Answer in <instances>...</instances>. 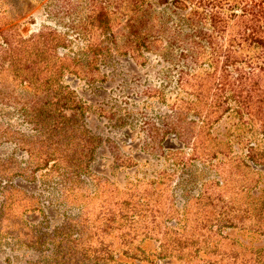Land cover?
I'll list each match as a JSON object with an SVG mask.
<instances>
[{"label": "rangeland", "instance_id": "obj_1", "mask_svg": "<svg viewBox=\"0 0 264 264\" xmlns=\"http://www.w3.org/2000/svg\"><path fill=\"white\" fill-rule=\"evenodd\" d=\"M171 1L146 0V18L159 32L163 49L134 58L111 48L99 55L95 80L66 75L62 85L73 92L71 104L78 108L61 118L49 112L60 108L58 95L46 94L40 102L47 109L46 129L36 130L35 119L22 109L32 101L30 94L21 88L0 93V264H243L242 258L264 254V162L256 165L245 157L251 147L264 156V134L230 102L235 108L203 129L216 138L211 146L220 142L223 154L213 160L196 158L191 140L183 138L189 128L199 131L203 125L202 116L190 109L197 99L195 82L207 73L217 76L221 64L215 69L196 64L193 70L179 60L183 48H193L180 43L190 40L185 20L198 0H187L184 10ZM224 1L223 8L234 3ZM90 2L0 0V32L17 25V32L27 37L55 29L72 41L59 53L73 54L88 41L76 38L72 26L80 29ZM124 20L121 15L114 19L119 36ZM232 23L227 30L235 28ZM198 25L202 33L211 30L206 20ZM217 39L223 47L230 44L227 32ZM232 44L238 60L257 53L246 44ZM253 60L264 62V53ZM180 69L188 73L187 81H178ZM55 120L61 131H55ZM52 147L88 173L75 182L76 177L41 168L43 151ZM220 161L236 164V175L215 168ZM138 199L149 202L139 205ZM125 200L131 202L128 207ZM207 200L218 204L216 212L204 205ZM229 200L239 209L234 213L224 207L217 215L219 205ZM142 208L151 209L153 216H138ZM144 225H156L150 236L139 234ZM184 237L186 244L193 243L182 258L162 257V243Z\"/></svg>", "mask_w": 264, "mask_h": 264}, {"label": "trees", "instance_id": "obj_2", "mask_svg": "<svg viewBox=\"0 0 264 264\" xmlns=\"http://www.w3.org/2000/svg\"><path fill=\"white\" fill-rule=\"evenodd\" d=\"M110 1L93 0L90 2V13L79 25L80 32L75 28L77 26H72L76 31V38L88 40L84 47L73 54L59 53V48H67L72 41L64 33L55 29H41L27 37H22L17 32V25L6 27L0 32V93H5L10 88L13 90L21 88L32 96V101L29 104L24 103L22 109L35 119L36 130L46 129L47 109L46 106L40 105L41 99L46 94L58 95V101L61 102L60 108H50L49 112L56 113L61 118L64 117L63 112L66 110L78 108L71 104L74 103L73 92L67 86L62 85V80L66 75L95 80L98 75V57L100 54L109 53L111 48L119 54H127L134 58L142 56L144 51L163 49V46L159 48L158 44V41L161 42L159 32L154 30V26L146 18V12L150 5L146 0H118L114 4ZM186 1L172 0L171 4L184 10V6L189 7ZM121 2L124 4L121 5ZM224 3L227 4L224 0H198L195 8L189 12L185 20L191 30V33L188 34L190 40H181L180 43L181 46L187 43L193 46V48H183L179 53V60L190 64L193 70L195 67L192 66L196 64L205 63L209 68L213 66L216 68L219 63L221 64L217 76L215 72V74L207 73L205 77L195 82L198 85L195 93L197 99L192 102L193 105L190 109H194L196 114L202 116L203 125L199 131L189 128L183 136L186 142L191 140L190 145H192L196 158H205L206 160H213L223 154V151L220 148V142L211 146L212 141H216V138L211 137L203 129L211 128L214 122L232 108L236 107V111L237 108H240V113H245L248 117L253 118L260 132L264 134V62L263 60H253L254 57L258 58L264 53V0H234V3H230L229 8H223ZM236 10H240V12L236 13ZM116 15L125 17L122 26L125 31L121 32L120 36L113 30ZM202 20L209 23L211 30H208L207 33L197 30L198 24ZM232 21L235 28L227 30ZM97 31L99 33H96ZM226 32L230 44L223 47L217 37L221 35L223 38ZM118 39L121 44H117ZM232 43H236V47L242 43L246 44L257 53L254 56L246 55L238 60L239 56L236 55L239 53L238 49H235V45ZM193 73L190 75L196 77L197 75ZM187 75L188 73L184 69L178 70V81H187ZM197 101L200 102L199 106H196ZM230 102H233L235 107H231ZM190 109L189 106L186 107V110ZM61 118L59 119L61 120ZM53 127L55 131L62 130L58 120H55ZM48 148L42 153L41 168L48 167L51 172H57L60 176H66L65 178L68 179L76 177L75 182L88 173V170H85L82 165L63 160V154L57 147ZM78 153L81 154V152ZM245 157L256 165L264 162L263 154L253 147L248 150ZM229 162H231V158H229ZM214 166L222 174L228 173V175H236V167L238 168L236 164L223 161ZM38 167L36 166V168ZM222 179L224 182L225 178ZM64 185L66 191L69 192L70 187ZM216 186L218 187L219 184L217 183ZM147 202L149 201L145 200L144 203H140L139 199L137 201L139 205H146ZM130 203L129 200L123 201L126 207ZM204 205H209L212 212H216L218 206L217 203L211 205L210 200H207ZM224 207L228 208L227 212L233 211L234 213L239 209L234 208L233 202L229 200L224 205H219L220 209L217 215ZM254 209H251V213ZM140 211L138 216L142 218H147V213L149 216H153L151 209L142 208ZM212 212L208 214L214 215ZM224 212L226 213V210ZM151 220L153 221V218ZM156 225L158 224L156 223ZM156 225L138 227L139 234L150 236ZM211 228H208L209 231ZM129 231L130 227L124 229V236L128 244L132 242ZM167 233L168 231L164 232L165 235ZM181 236L183 237L182 234ZM192 243L186 244L185 237L182 241L176 239L171 245L165 246L162 243L160 245L163 251L162 257L176 255L182 258V252ZM241 261L244 262L243 264H264V254L242 258Z\"/></svg>", "mask_w": 264, "mask_h": 264}]
</instances>
